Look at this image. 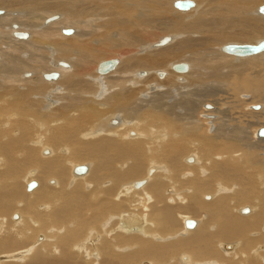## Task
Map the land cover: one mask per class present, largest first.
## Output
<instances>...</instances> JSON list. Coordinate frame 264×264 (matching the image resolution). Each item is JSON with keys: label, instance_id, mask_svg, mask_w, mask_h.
Returning <instances> with one entry per match:
<instances>
[{"label": "bare ground", "instance_id": "obj_1", "mask_svg": "<svg viewBox=\"0 0 264 264\" xmlns=\"http://www.w3.org/2000/svg\"><path fill=\"white\" fill-rule=\"evenodd\" d=\"M176 1L0 0V264H264V0Z\"/></svg>", "mask_w": 264, "mask_h": 264}, {"label": "water", "instance_id": "obj_2", "mask_svg": "<svg viewBox=\"0 0 264 264\" xmlns=\"http://www.w3.org/2000/svg\"><path fill=\"white\" fill-rule=\"evenodd\" d=\"M193 6H194V3L191 0H178L175 2V7L177 9H180V10H187ZM260 13L264 14V5L260 7ZM52 18H54V17H52ZM52 18L46 19V22L50 21ZM63 33L70 34L71 30H64ZM14 35L16 37L23 38V39L27 38V36H28L27 33H15ZM167 40L168 39L165 38L160 43L164 44ZM223 51L227 54H231V55H235V56H239V57H246V56L255 55V54H258V53L264 51V40L260 41L257 45L228 44V45L223 47ZM116 64H117L116 60H110V61L103 62L99 65L98 71L100 73H107V72L111 71L112 69H114ZM173 69L177 72H186L188 70V65L186 63L175 64L173 66ZM54 77H56V74H54L52 76L51 75H45V78H47V79L54 78ZM255 108H259V107H255ZM259 136H264V128L259 131ZM86 170H87L86 167H82V166L81 167H75L74 173L75 174H82V173H85ZM34 186H35V183L31 182L30 184H28L27 189L29 190ZM185 224H186L187 228H192L195 226L196 223L193 220H187Z\"/></svg>", "mask_w": 264, "mask_h": 264}, {"label": "rangeland", "instance_id": "obj_3", "mask_svg": "<svg viewBox=\"0 0 264 264\" xmlns=\"http://www.w3.org/2000/svg\"><path fill=\"white\" fill-rule=\"evenodd\" d=\"M68 29H73V28H68ZM74 30V29H73ZM64 35V34H63ZM65 36H68V35H65ZM171 44V43H170ZM235 44H238V43H235ZM111 58H114V57H109V58H106V59H101V61L102 60H107V59H111ZM67 63V62H66ZM147 71V70H146ZM158 71H160V70H158ZM157 71V72H158ZM162 71V70H161ZM170 71H172V69H171V67L166 71V73H168V72H170ZM148 73H151V71H147ZM157 72H155L154 71V73H156V76H157ZM48 73H50V72H48ZM31 74V73H30ZM50 75H53V74H50ZM158 77V76H157ZM158 79H160V78H158ZM247 95H246V98L247 99H250V94H248V93H246ZM243 97V96H242ZM242 99L241 98V95L239 96H234V95H232L231 94V96H224V95H222V97H220L217 101L218 102H220V100L222 99L223 101H222V103H221V105H224V106H226L229 110H231V111H233L232 112V116L234 117V118H237L238 117V114L237 113H245V117L243 118L245 121H251V122H254V123H256L255 121H256V117L257 118H260V119H257L258 120V122L259 123H261L258 127H256V126H253V127H256L257 128V130L259 129V128H261V127H264V112H261V113H256V112H258V111H254V110H251V109H246V108H244L245 110L243 111V106H246V104L245 105H243V103H242V101H243V99L242 100H239V99ZM208 104H210V105H214L215 107H218L219 108V105L217 104H211V103H208ZM207 104V105H208ZM250 106L251 105H261L262 107H264V100L263 101H261V102H258V103H248ZM247 104V105H248ZM237 105L239 106V107H237ZM249 106V107H250ZM233 107V108H232ZM207 110V109H206ZM258 114V115H257ZM247 116V117H246ZM255 118V119H254ZM257 122V123H258ZM252 127V130L253 131H255V128H253ZM111 128H114V127H111ZM119 128V127H118ZM257 137V136H256ZM256 137H254L255 138V140L257 139ZM192 155V154H191ZM193 165V164H192ZM30 183V182H29ZM28 183V184H29ZM27 184V185H28ZM144 189V188H143ZM142 189V190H143ZM25 191H26V187H25ZM141 191V190H140ZM206 195V194H205ZM209 195H212L211 193L209 194ZM203 197V196H202ZM213 197V196H212ZM14 215L15 214H13V219H14ZM17 215V214H16ZM187 217H190V218H197V217H192V216H187ZM18 219V218H17ZM17 219H14V220H17ZM198 219V218H197ZM200 220V219H199ZM121 229V228H120ZM123 230V229H122ZM124 231V230H123ZM125 232V231H124ZM93 243H95L94 242V240L92 241ZM1 257V256H0ZM143 264H146V263H143Z\"/></svg>", "mask_w": 264, "mask_h": 264}]
</instances>
